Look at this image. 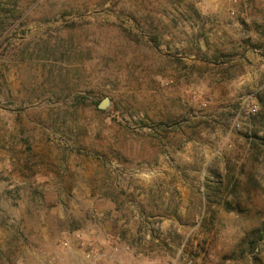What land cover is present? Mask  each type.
I'll use <instances>...</instances> for the list:
<instances>
[{
    "label": "rangeland",
    "instance_id": "1",
    "mask_svg": "<svg viewBox=\"0 0 264 264\" xmlns=\"http://www.w3.org/2000/svg\"><path fill=\"white\" fill-rule=\"evenodd\" d=\"M0 264H264V0H0Z\"/></svg>",
    "mask_w": 264,
    "mask_h": 264
},
{
    "label": "water",
    "instance_id": "2",
    "mask_svg": "<svg viewBox=\"0 0 264 264\" xmlns=\"http://www.w3.org/2000/svg\"><path fill=\"white\" fill-rule=\"evenodd\" d=\"M110 99L109 98H105L102 103L99 105V108L102 110L107 109V107L110 105Z\"/></svg>",
    "mask_w": 264,
    "mask_h": 264
}]
</instances>
